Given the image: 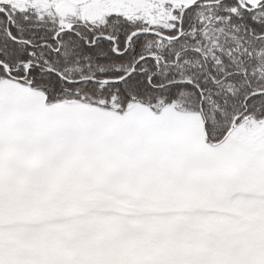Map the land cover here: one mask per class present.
<instances>
[{
  "label": "snow or ice",
  "instance_id": "1",
  "mask_svg": "<svg viewBox=\"0 0 264 264\" xmlns=\"http://www.w3.org/2000/svg\"><path fill=\"white\" fill-rule=\"evenodd\" d=\"M0 264H264V0H0Z\"/></svg>",
  "mask_w": 264,
  "mask_h": 264
}]
</instances>
